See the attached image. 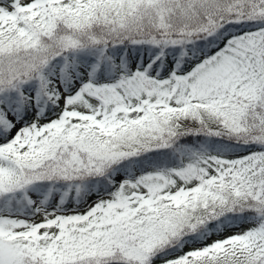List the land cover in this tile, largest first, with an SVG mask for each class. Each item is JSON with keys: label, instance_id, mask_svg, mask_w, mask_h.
Returning <instances> with one entry per match:
<instances>
[{"label": "snow or ice", "instance_id": "1", "mask_svg": "<svg viewBox=\"0 0 264 264\" xmlns=\"http://www.w3.org/2000/svg\"><path fill=\"white\" fill-rule=\"evenodd\" d=\"M0 264H264V0H0Z\"/></svg>", "mask_w": 264, "mask_h": 264}]
</instances>
